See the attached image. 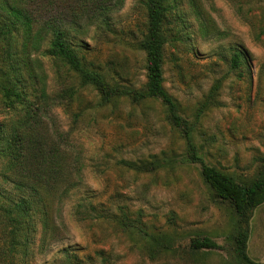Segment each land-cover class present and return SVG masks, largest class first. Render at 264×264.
<instances>
[{"label": "rangeland", "instance_id": "obj_1", "mask_svg": "<svg viewBox=\"0 0 264 264\" xmlns=\"http://www.w3.org/2000/svg\"><path fill=\"white\" fill-rule=\"evenodd\" d=\"M24 6L35 20V32L46 20H57L70 28L81 53L112 80L136 88L145 84L146 55L138 42L146 11L140 0H29ZM99 6L111 7L104 11L109 25L102 22ZM173 11L165 87L180 102L182 115L197 125L194 142L205 162L249 179L264 165V0H176ZM0 22H6L1 0ZM16 40L21 44L22 34ZM46 46L43 39L31 57L49 94L63 102L49 111L48 124L74 131V161L83 181L76 197L57 206L59 229L46 246L41 247L38 228L29 255L12 262L0 259V264H60L66 250L87 264H102L103 258L108 264H236L230 237L236 215L204 182L201 163L189 159L186 140L166 120L161 102L125 100L97 107L92 89L57 74L54 61L43 54ZM236 48L247 61L233 69ZM216 85V99L199 112ZM71 88L77 93L68 103L61 91ZM155 158L166 165L153 172L120 164ZM92 195L114 213L122 207L125 223L75 215L76 198ZM202 236L223 248L193 251L192 239ZM248 251L264 264V205L253 213Z\"/></svg>", "mask_w": 264, "mask_h": 264}, {"label": "trees", "instance_id": "obj_2", "mask_svg": "<svg viewBox=\"0 0 264 264\" xmlns=\"http://www.w3.org/2000/svg\"><path fill=\"white\" fill-rule=\"evenodd\" d=\"M27 1L1 0L6 22H0L3 45L0 48V115H3L0 117V259L12 262L17 255H29L38 228H41V247H45L59 229L57 206L76 197L81 188L79 180L83 181L82 172L74 161V131L64 133L48 124L49 111L63 102L49 94L47 80L36 69L31 57L32 50L45 39L47 46L43 54L54 61L57 74L61 78H74L83 88L92 89L98 96L97 107L117 106L125 100L133 104L161 102L166 120L179 129L186 140L189 159L201 163L204 182L216 197L230 204L236 215L230 236L235 263L262 264L249 254L248 242L253 213L264 205V165L253 177L244 180L205 162L194 142L197 125L182 115L180 102L165 87L170 41L168 23L174 14L176 0H140L146 11V21L138 47L146 55L147 69V80L140 88L112 80L81 53L71 39L70 28L57 20H46L35 32V20L24 6ZM118 1L121 4L123 0ZM98 8L102 22L109 25L108 13L104 11L106 8L110 11L111 7ZM18 34L23 36L21 44L16 40ZM246 61L243 50L236 48L232 53V68L238 69ZM218 90V85L212 88L209 100L202 104L199 112L216 99ZM61 92V97L69 98L70 103L77 89ZM165 161L158 158L121 160L120 164L125 169L143 173L159 170L166 165ZM94 199L93 195L76 198L74 214L84 219H114L125 223L127 216L122 207L114 213L104 207V201L95 202ZM132 226L134 224H126L125 228L135 230ZM191 248L197 252L223 246L209 236H202L192 239ZM106 261L103 258L101 263L108 264ZM60 264H87V261L72 250H66Z\"/></svg>", "mask_w": 264, "mask_h": 264}]
</instances>
